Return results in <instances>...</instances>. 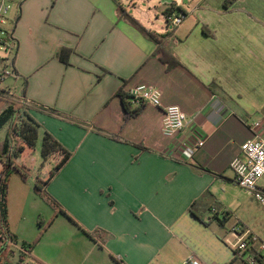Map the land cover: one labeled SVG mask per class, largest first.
Here are the masks:
<instances>
[{
	"label": "crops",
	"instance_id": "0c3cea01",
	"mask_svg": "<svg viewBox=\"0 0 264 264\" xmlns=\"http://www.w3.org/2000/svg\"><path fill=\"white\" fill-rule=\"evenodd\" d=\"M187 6L172 26L119 0H21L13 62L19 88L12 93L23 89L32 105L38 140L47 131L70 153L46 191L73 217L74 224L60 223L73 246L38 248L45 231L30 254L18 245L9 264H183L190 256L246 264L225 230L226 201L240 144L264 138V0ZM131 18L161 34L179 64L167 68ZM62 46L72 49L67 64L55 57ZM138 82L157 87L162 106L185 112L175 138L161 131V107L143 104L125 115V103L139 106L126 97ZM199 137L203 145L185 152L183 142ZM12 180L19 192L29 186L16 173ZM10 229L18 243L31 241L24 226Z\"/></svg>",
	"mask_w": 264,
	"mask_h": 264
},
{
	"label": "trees",
	"instance_id": "16d2710c",
	"mask_svg": "<svg viewBox=\"0 0 264 264\" xmlns=\"http://www.w3.org/2000/svg\"><path fill=\"white\" fill-rule=\"evenodd\" d=\"M173 8L174 7H169L164 11V14L173 10ZM131 20L139 25L136 20L132 18ZM139 26L155 43L154 55L157 56L167 68L179 64L178 59L165 45L161 34L149 31L141 25ZM71 52L72 49L62 46L57 49L55 57L67 64L68 56ZM13 62L14 58L10 62V65L12 67V75L16 76ZM23 95V89L20 91V96H16L14 93L0 88V129L4 125H7L4 138L0 140V264H9L8 257L13 252L12 246L17 242L15 234L10 231L8 222L7 190L9 179L12 173L18 174L23 180L29 175L30 170L26 165V161L32 155L36 146V141L38 140L39 123L29 113V109L32 108V105L26 101ZM126 97L129 98L128 95H126ZM124 105L126 111L125 115L127 117L137 114L142 106L140 105L134 109H129L126 103ZM40 156L41 162L34 178L33 191L54 209L53 215L46 222L38 217L37 225L41 228L42 233V231L47 229L52 223L56 214L59 212L65 214L62 209L55 207L53 198L46 191V185L58 169L68 160L70 153L55 137L49 132L44 131L40 144ZM225 218H227V216H225ZM82 230L86 235L92 238L93 234L84 229ZM39 236L30 242L22 241L20 245L21 250L25 254H30L32 248L40 239Z\"/></svg>",
	"mask_w": 264,
	"mask_h": 264
},
{
	"label": "built area",
	"instance_id": "2783aa9c",
	"mask_svg": "<svg viewBox=\"0 0 264 264\" xmlns=\"http://www.w3.org/2000/svg\"><path fill=\"white\" fill-rule=\"evenodd\" d=\"M21 0H0V62L3 63V76L12 75L10 62L15 57L18 43L14 35V28L20 13ZM185 17L183 10H171L164 14L165 21L172 26H177ZM129 101L136 105L150 104L163 109L161 131L163 135L175 138L186 124L187 116L179 105L169 104L162 106L161 91L150 84L138 82L127 89ZM259 122H254L258 126ZM203 139L183 142L186 145L185 152H191L203 145ZM179 149H184L179 144ZM184 152V153H185ZM230 166L234 172L235 182L251 193L261 204L264 205V189L259 187L258 180L264 175V138L255 136L248 138L240 144V152L235 155ZM217 212L215 207L210 209ZM230 233L234 235L235 252L244 257L246 264H264V242L252 234L243 226L231 227ZM183 264H202V262L190 256Z\"/></svg>",
	"mask_w": 264,
	"mask_h": 264
},
{
	"label": "rangeland",
	"instance_id": "374dc122",
	"mask_svg": "<svg viewBox=\"0 0 264 264\" xmlns=\"http://www.w3.org/2000/svg\"><path fill=\"white\" fill-rule=\"evenodd\" d=\"M119 2L121 5L128 7L132 12H136L137 14L143 12L149 13L153 20L157 19V16H164V12H162L161 8L156 6L162 4L159 2V0H119ZM182 7L188 8L187 5H182ZM161 24L165 25V23ZM3 67V63L0 62V74L2 73L1 69H3ZM13 77V75L3 76L2 79H0V88H4L10 92L14 91V88L18 89L19 85L14 81ZM6 129L7 125H4L0 129V140L4 138ZM40 144L41 139L36 141L35 153L29 157V159L31 158L33 160L30 166V173L26 177L29 181V186H27L26 190L23 193L19 192L18 189L13 186V180L10 181L9 179L7 190L9 228L10 225L15 228L24 226L27 231L30 230L27 236L31 238V241L39 235L41 238V236L46 231V234L42 240L43 245H40L38 248L51 249L52 251H61L70 245L73 246V242H70L68 236L64 234L63 226H65L64 223L66 222L63 223L61 221H68L69 223L74 224L73 217L67 214V211L65 212L64 209H62V205L53 199L55 202V207L62 209L65 214H59L62 216L58 218L60 220H56V222L52 224L49 229L43 230L42 233L41 228H38L37 226L38 217H40L42 221L46 222L47 214H49L50 210L52 211L53 209L40 197L35 196L33 191L34 183L32 175L36 171L40 162ZM258 184L260 188L264 189V175L260 180H258ZM231 187L232 188L226 201L228 208L227 210L229 212L228 218L225 221L226 233H230L229 230L232 226H243L252 234L256 235L262 242H264V205L261 204L251 193L240 187L237 183ZM224 215L226 216V214L223 212H220L219 214L220 217H223ZM60 223L63 224V226ZM69 242L72 244L68 245ZM18 245H21V241H19V243L16 242L12 246L14 253L18 252ZM13 252L11 254L12 256L10 255L8 257L9 263H11Z\"/></svg>",
	"mask_w": 264,
	"mask_h": 264
},
{
	"label": "water",
	"instance_id": "95a60500",
	"mask_svg": "<svg viewBox=\"0 0 264 264\" xmlns=\"http://www.w3.org/2000/svg\"><path fill=\"white\" fill-rule=\"evenodd\" d=\"M193 0H159L161 3H168L172 4L174 7V10L181 9L182 5H189Z\"/></svg>",
	"mask_w": 264,
	"mask_h": 264
}]
</instances>
